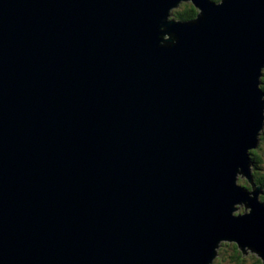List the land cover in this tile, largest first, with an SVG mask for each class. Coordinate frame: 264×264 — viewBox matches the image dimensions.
<instances>
[{
    "label": "water",
    "instance_id": "1",
    "mask_svg": "<svg viewBox=\"0 0 264 264\" xmlns=\"http://www.w3.org/2000/svg\"><path fill=\"white\" fill-rule=\"evenodd\" d=\"M261 65L264 0H0V264L264 262Z\"/></svg>",
    "mask_w": 264,
    "mask_h": 264
},
{
    "label": "clouds",
    "instance_id": "2",
    "mask_svg": "<svg viewBox=\"0 0 264 264\" xmlns=\"http://www.w3.org/2000/svg\"><path fill=\"white\" fill-rule=\"evenodd\" d=\"M210 2L212 3V4H214V5H217V6H219V5H221V4H223L224 3V0H210ZM188 7H191L192 8V13H193V15H192V21H194V20H196V18L199 16V15H201V9L199 8V9H197V8H195V7H193L191 4H189L188 5ZM261 68H264V65H261ZM262 163H264V160H262ZM235 181L236 182H240V183H242V181H239L238 180V178H237V174H236V176H235ZM252 197V195L251 196H249V198H251ZM256 200L259 202V203H261V204H264V193H257L256 194ZM251 212V211H250ZM249 212V213H250ZM248 213V214H249ZM233 217H239V216H242V215H234V214H231ZM229 243V241H226V240H221L220 241V245L221 246H223V245H225V244H228ZM252 249V248H251ZM219 247H214V249H213V251H216L217 253L219 252ZM258 254V255H257ZM252 256H253V259H254V261L256 262V264H260V261H261V258H262V256L257 252V251H254L253 249H252ZM207 264H225V262L221 259V257L217 254V255H213L212 257H211V259L210 260H208V262H207Z\"/></svg>",
    "mask_w": 264,
    "mask_h": 264
},
{
    "label": "flooded vegetation",
    "instance_id": "3",
    "mask_svg": "<svg viewBox=\"0 0 264 264\" xmlns=\"http://www.w3.org/2000/svg\"><path fill=\"white\" fill-rule=\"evenodd\" d=\"M263 85H264V83H263ZM263 146H264V127L260 132L258 145L255 149H253L255 151V153L252 157V171H251L253 182L255 184H259V185L261 184V193H264V189H263L264 184L262 186V182H263L262 179L264 178V166H262V165H264L262 163V160L264 157ZM242 185L244 187H247V188L251 187V183H248V180H247V183L242 184Z\"/></svg>",
    "mask_w": 264,
    "mask_h": 264
},
{
    "label": "rangeland",
    "instance_id": "4",
    "mask_svg": "<svg viewBox=\"0 0 264 264\" xmlns=\"http://www.w3.org/2000/svg\"><path fill=\"white\" fill-rule=\"evenodd\" d=\"M184 3H187V2L180 3L178 7L172 8L171 9L172 10L171 12H175L176 10H180L182 8V6L184 5ZM263 148H264V146H263ZM251 150H253V149H250V151ZM263 153H264V151H263ZM263 160H264V157H263ZM262 166H264V165H262ZM251 174H252V172H251ZM262 181H263L262 182V186H263V184H264V178L262 179ZM252 183L254 185V182H252ZM260 186H261V184H260ZM263 189H264V186H263ZM236 207H237V209L234 210V214H239V213L242 214V213H246V212H249L250 211V208H246L242 204H236ZM219 249L220 250L218 252V255L225 262V264H237L236 258H234L232 255H230L231 252H230L229 249H225L223 246H221ZM239 251H240L241 258L244 261L243 264H254L255 261L253 259L252 253L243 254L242 251H241V249H239Z\"/></svg>",
    "mask_w": 264,
    "mask_h": 264
},
{
    "label": "trees",
    "instance_id": "5",
    "mask_svg": "<svg viewBox=\"0 0 264 264\" xmlns=\"http://www.w3.org/2000/svg\"><path fill=\"white\" fill-rule=\"evenodd\" d=\"M189 4H191L193 7H195L190 2L184 3V5L182 6V8L180 10H176L175 12H173V14H172L173 17H175L176 19H181V20L192 19L193 13H192V8L191 7H188ZM262 72L264 74V69H263ZM261 82H262L261 83L262 84L261 87H262V90L264 91V85H263V83H264V76L261 77ZM254 153H255V151L254 150H251V156L252 157H253ZM240 185H242V184H240ZM248 189H251V187L248 188ZM223 247L225 249H229L230 250V252H231L230 255H232L234 258H236L237 264H243L244 261H243V259L240 256V251H239L240 248L238 247V244L237 243H235V242H229L228 244L223 245ZM261 262H263L262 259L260 261V264H261ZM254 264H256V262H254Z\"/></svg>",
    "mask_w": 264,
    "mask_h": 264
},
{
    "label": "bare ground",
    "instance_id": "6",
    "mask_svg": "<svg viewBox=\"0 0 264 264\" xmlns=\"http://www.w3.org/2000/svg\"><path fill=\"white\" fill-rule=\"evenodd\" d=\"M182 2H188V1H181V3H182ZM242 205L244 206V203H243V202H242ZM244 207H245V206H244Z\"/></svg>",
    "mask_w": 264,
    "mask_h": 264
},
{
    "label": "snow or ice",
    "instance_id": "7",
    "mask_svg": "<svg viewBox=\"0 0 264 264\" xmlns=\"http://www.w3.org/2000/svg\"><path fill=\"white\" fill-rule=\"evenodd\" d=\"M261 264H264V262H261Z\"/></svg>",
    "mask_w": 264,
    "mask_h": 264
}]
</instances>
